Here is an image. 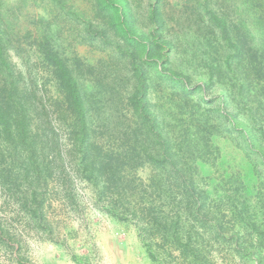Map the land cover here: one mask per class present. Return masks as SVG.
Listing matches in <instances>:
<instances>
[{
    "label": "rangeland",
    "instance_id": "rangeland-1",
    "mask_svg": "<svg viewBox=\"0 0 264 264\" xmlns=\"http://www.w3.org/2000/svg\"><path fill=\"white\" fill-rule=\"evenodd\" d=\"M128 1L137 36H152L153 23L148 17L155 7L163 22V39L182 47L170 51L166 67L189 76V95L183 96L161 79L148 98L178 135L185 130L193 140L197 127L207 128L199 138H208V152L194 162L191 177L187 175L194 185L192 196L181 201L175 196L178 187L166 182L155 186L158 199L148 183L151 175L156 181L163 177L164 170H152L146 164L131 179L135 185L142 183L137 200L151 203L132 204V197L125 196L124 204L143 218L139 221L129 215L118 220L107 213L108 201L98 197L91 180L75 170L69 157L66 128L54 111L61 95L33 45L43 30L41 24L49 22V30L59 31L56 41L66 57L75 56L83 65L77 75L80 88L95 93L96 81L108 77V82L115 78L114 84L123 89L117 71L127 68L122 60L117 66L111 63L110 58L121 59L111 56L113 45L103 43L95 28L91 38L85 31L89 22H100L94 13L95 0H62L57 7L49 0H0V27L7 30L4 57L9 66L0 69V78L5 84L14 81L21 94L33 93L31 103L38 107L34 110L30 105L26 139L21 142L15 137L14 150L0 134V155L5 160L0 161V170L11 174L7 182L0 179V264H264V76L260 79L257 74L240 101L230 98L221 83L199 89L206 80L200 62L207 51L199 42L212 26L210 11L220 17L227 15L232 26L243 21L246 32L252 34L248 41L264 51L260 38L264 0ZM57 8L67 15L61 12L59 18ZM257 21L261 22L257 25ZM197 32L200 35L195 37ZM219 42L222 50L216 57L220 55L224 64L228 54L223 40ZM2 65L0 62V68ZM87 65L92 74L86 72ZM122 93L118 98L114 95V104L97 98L100 104L96 107H126ZM102 110L100 118L92 112V126L101 121L115 126L130 117L127 111L112 115L111 110ZM50 137L58 146L46 151L44 145ZM31 152L39 166L28 174L24 165L32 166ZM47 163H51V171L43 168ZM164 190L176 199L165 197ZM118 210L123 211L120 206Z\"/></svg>",
    "mask_w": 264,
    "mask_h": 264
},
{
    "label": "trees",
    "instance_id": "trees-1",
    "mask_svg": "<svg viewBox=\"0 0 264 264\" xmlns=\"http://www.w3.org/2000/svg\"><path fill=\"white\" fill-rule=\"evenodd\" d=\"M201 1L208 3L209 0ZM49 2L55 7L62 6L60 4L62 0H49ZM94 6L95 17L100 22L97 24V19L93 23L89 22L85 31L91 38V35L92 37L95 35L92 31L95 28L103 43L113 45L114 50L111 56L116 55L121 59L110 58L111 63L116 65L122 60L127 68L125 71L124 68L118 67L120 70L117 71V76L122 77L119 84L125 85L123 89L114 84L115 78L112 82H108L110 80L108 77L104 80L101 76L102 79L95 83L98 86L95 93L80 88L77 75L81 73L83 65L75 56L69 59L66 57L63 46L60 47L56 41L60 35L59 31L49 30V22L41 24L43 30L40 31L38 40L33 41V45L41 58L42 65L55 80L61 95V100L55 103L54 111L57 113L58 121L66 128L67 141L71 146L68 154L73 160L75 170L91 180L100 199L108 201L106 207L108 214L118 220L132 215L140 221L143 218L142 215H138V212L130 207L129 211L124 207L127 201L125 196L132 197L134 200L132 204L138 202L140 205L139 201L151 203L144 198L137 200L136 193L142 183L135 185V181L131 179L134 171L146 164L152 170H164L163 177H159L157 181L156 177L151 175L148 183V186L153 188L151 194L157 196L158 184L165 185L167 182L168 185L175 184L180 190L177 195L175 194L177 198L181 201L186 200L188 195L192 196L191 191L194 190L190 178L191 173H194V162L203 158L202 156L208 152V138L204 136L199 138L203 132L207 131V128L204 125L197 127L194 132L197 137L193 140L187 136L185 130L181 129L183 133L178 135L173 131L170 122L163 119L166 116L157 113L153 105L149 103L148 94L154 91L155 85L161 79L165 80L166 84L170 83L171 88L181 90L183 96L189 95L186 91L190 88L188 75L185 76L181 71L176 72L166 67L170 51L178 52L182 47L173 43L172 39L171 41L163 39V22L159 19L160 14L157 8L153 7L148 17V20L153 23L152 36L148 37V35H136L131 18L130 1L95 0ZM57 9L59 18L61 12L67 15L65 11H61V8ZM209 15L211 17L208 22L212 23V26L202 33V42H199L201 46L204 45L207 48L204 59L200 62V65L205 68L203 72L206 74V80L199 89L221 83L219 86L225 89L230 98L233 100L238 98L240 101L242 98L240 96L247 91L257 74L260 79L264 76L262 65L264 51H259V48L252 46L248 41L252 39V34L246 32L243 21L232 26L227 23V15L220 17L212 11ZM261 21H257L256 24L258 25ZM5 28L0 27V62L3 64L1 70L9 67L3 48L6 46L3 41L4 35L7 34V30L4 31ZM260 31L262 33L260 38L264 41V25L262 24ZM199 35L197 32L195 37ZM220 39L224 42L223 50L228 54L224 64L220 62V55L216 57L218 50H222ZM195 47L191 49L192 54ZM85 70L92 74V67L87 65ZM248 75L252 77V80ZM203 79L201 77V80ZM227 79L229 82H226ZM230 85L236 90H230L228 87ZM122 91L126 107H96L102 99H107L106 101L112 104L116 103L115 97L118 98V93ZM189 92L192 94V90ZM32 99H34L33 93L21 94L14 81L5 84L0 78V127H2L0 134L9 142L11 150L15 149L18 140L24 142L26 139L25 126L30 119L29 109L30 105L33 107ZM37 108L33 107L34 110ZM103 108L111 110L112 115L127 111L130 117L125 118L126 123L118 121L115 126L107 125L103 121L101 124L92 126V112L96 115L95 118H100L99 113L103 111ZM183 108L176 107V110ZM41 111L47 118L46 109L41 107ZM234 126L238 128L240 125L235 121ZM246 133L249 135L250 130ZM57 146L53 137L46 138L44 145V148H47L46 151H51L52 147ZM30 155L32 156V152ZM0 159L5 162L2 154ZM30 159L33 160L32 166L24 165L28 174L39 166L33 156ZM43 168L51 171V163H47ZM10 175V172L6 170H0L1 180L9 181L7 177ZM167 195L173 200L176 199L170 192H166L165 197ZM118 206L123 211H119ZM186 207L188 208L189 205ZM153 224L157 223L153 222Z\"/></svg>",
    "mask_w": 264,
    "mask_h": 264
}]
</instances>
